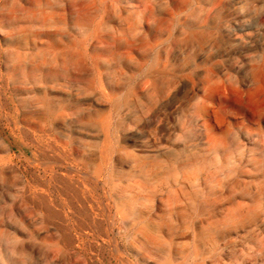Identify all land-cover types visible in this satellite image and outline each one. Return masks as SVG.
<instances>
[{
	"label": "rangeland",
	"instance_id": "374dc122",
	"mask_svg": "<svg viewBox=\"0 0 264 264\" xmlns=\"http://www.w3.org/2000/svg\"><path fill=\"white\" fill-rule=\"evenodd\" d=\"M0 264H264V0H0Z\"/></svg>",
	"mask_w": 264,
	"mask_h": 264
},
{
	"label": "bare ground",
	"instance_id": "6f19581e",
	"mask_svg": "<svg viewBox=\"0 0 264 264\" xmlns=\"http://www.w3.org/2000/svg\"><path fill=\"white\" fill-rule=\"evenodd\" d=\"M109 162V161H108Z\"/></svg>",
	"mask_w": 264,
	"mask_h": 264
}]
</instances>
